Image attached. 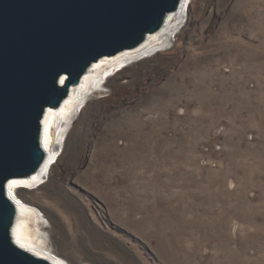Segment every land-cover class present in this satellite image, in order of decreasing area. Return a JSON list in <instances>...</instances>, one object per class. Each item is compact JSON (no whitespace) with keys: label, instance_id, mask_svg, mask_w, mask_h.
Wrapping results in <instances>:
<instances>
[{"label":"rangeland","instance_id":"1","mask_svg":"<svg viewBox=\"0 0 264 264\" xmlns=\"http://www.w3.org/2000/svg\"><path fill=\"white\" fill-rule=\"evenodd\" d=\"M125 68L21 192L34 231L70 264H264V0H192Z\"/></svg>","mask_w":264,"mask_h":264},{"label":"water","instance_id":"2","mask_svg":"<svg viewBox=\"0 0 264 264\" xmlns=\"http://www.w3.org/2000/svg\"><path fill=\"white\" fill-rule=\"evenodd\" d=\"M184 2L0 0V264H53L13 239L17 201L8 192L48 159L46 109L60 106L93 62L140 45Z\"/></svg>","mask_w":264,"mask_h":264},{"label":"bare ground","instance_id":"3","mask_svg":"<svg viewBox=\"0 0 264 264\" xmlns=\"http://www.w3.org/2000/svg\"><path fill=\"white\" fill-rule=\"evenodd\" d=\"M191 4L192 0H185L179 11L167 15L165 25L156 32L148 34L146 39L135 48L93 62L81 82L70 87L62 104L46 109L42 120V144L47 151L48 159L44 167L32 176L13 178L8 184L9 194L17 201V218L12 237L19 246L35 255L49 259L53 264H70L68 260L55 253L48 244V236L40 233V230V232L34 231L33 224L40 226L44 215L36 206L23 199L21 192L39 187L43 179L49 175L54 165L52 162L58 156L59 148L63 145L79 108L87 105L92 99L108 95L110 89H106L107 82L119 70L122 71L127 66L165 51L173 43L174 37L177 36L188 17Z\"/></svg>","mask_w":264,"mask_h":264}]
</instances>
